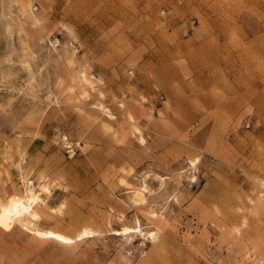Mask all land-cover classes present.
<instances>
[{
  "label": "rangeland",
  "instance_id": "1",
  "mask_svg": "<svg viewBox=\"0 0 264 264\" xmlns=\"http://www.w3.org/2000/svg\"><path fill=\"white\" fill-rule=\"evenodd\" d=\"M25 179L91 233L16 221L0 264H264V0H0V202Z\"/></svg>",
  "mask_w": 264,
  "mask_h": 264
},
{
  "label": "bare ground",
  "instance_id": "2",
  "mask_svg": "<svg viewBox=\"0 0 264 264\" xmlns=\"http://www.w3.org/2000/svg\"><path fill=\"white\" fill-rule=\"evenodd\" d=\"M24 185L26 189L23 195H12L4 202H0V229L8 231L16 221H21L26 218L29 220L28 224L30 226L28 230L31 233L39 238L53 240L60 244L69 245L75 240H80L90 235L91 232L86 229L81 230L75 237L68 236L53 229L39 230L38 227L31 223L32 221L30 219H36L34 207L41 201L40 193L47 191L48 188L45 185H42L39 190H35L33 183L28 182L27 180ZM133 196L135 202H140L142 200L140 193L136 192ZM132 230V228L124 227L121 229V233L126 235ZM146 236H148L150 240H153L155 238V232L149 231L146 233Z\"/></svg>",
  "mask_w": 264,
  "mask_h": 264
},
{
  "label": "crops",
  "instance_id": "3",
  "mask_svg": "<svg viewBox=\"0 0 264 264\" xmlns=\"http://www.w3.org/2000/svg\"><path fill=\"white\" fill-rule=\"evenodd\" d=\"M129 118H131V117H129Z\"/></svg>",
  "mask_w": 264,
  "mask_h": 264
}]
</instances>
